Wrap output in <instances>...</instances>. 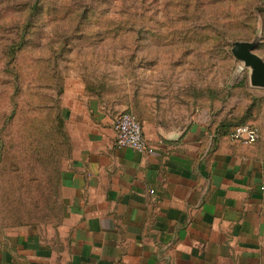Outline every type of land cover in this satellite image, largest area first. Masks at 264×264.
I'll list each match as a JSON object with an SVG mask.
<instances>
[{
	"label": "rangeland",
	"instance_id": "rangeland-1",
	"mask_svg": "<svg viewBox=\"0 0 264 264\" xmlns=\"http://www.w3.org/2000/svg\"><path fill=\"white\" fill-rule=\"evenodd\" d=\"M236 41L264 59V0H0V236L60 212L71 146L53 129L68 80L118 93L129 111L131 92L156 95L157 115L178 125L253 104L264 147V88Z\"/></svg>",
	"mask_w": 264,
	"mask_h": 264
},
{
	"label": "crops",
	"instance_id": "crops-1",
	"mask_svg": "<svg viewBox=\"0 0 264 264\" xmlns=\"http://www.w3.org/2000/svg\"><path fill=\"white\" fill-rule=\"evenodd\" d=\"M121 99L68 80L60 218L6 231L0 264H264L262 140L218 135L199 109L178 125L156 95L131 92L133 111ZM126 111L153 151L116 145Z\"/></svg>",
	"mask_w": 264,
	"mask_h": 264
},
{
	"label": "built area",
	"instance_id": "built-area-1",
	"mask_svg": "<svg viewBox=\"0 0 264 264\" xmlns=\"http://www.w3.org/2000/svg\"><path fill=\"white\" fill-rule=\"evenodd\" d=\"M116 145L129 147L138 152L153 151L144 136L142 124L131 112L120 113L114 122ZM261 132L257 126L240 125L236 127L230 137L234 141L244 144H253L259 140Z\"/></svg>",
	"mask_w": 264,
	"mask_h": 264
},
{
	"label": "water",
	"instance_id": "water-1",
	"mask_svg": "<svg viewBox=\"0 0 264 264\" xmlns=\"http://www.w3.org/2000/svg\"><path fill=\"white\" fill-rule=\"evenodd\" d=\"M254 44L248 41H236L232 52L236 59L251 68V85L264 88V59L253 51Z\"/></svg>",
	"mask_w": 264,
	"mask_h": 264
},
{
	"label": "trees",
	"instance_id": "trees-1",
	"mask_svg": "<svg viewBox=\"0 0 264 264\" xmlns=\"http://www.w3.org/2000/svg\"><path fill=\"white\" fill-rule=\"evenodd\" d=\"M61 95H63V93H64V89L62 88V90H61ZM59 102H60V105H59V107H58V121H57V126H56V128L55 129H53L54 130V132L55 133H57L58 135H59V137L61 138V139H64L66 142H68L69 143V137H68V134H67V132H66V130H65V120H64V116H62L63 114V112H62V107H61V102H62V97L60 98V100H59ZM252 105L253 104H251L249 107H248V109L246 110V112H245V114H244V116L242 117V118H239V119H236V120H228V121H222V122H219L218 123V125H217V127H216V131H215V133L216 134H218V135H227V136H229L230 137V135H231V133H232V131L236 128V127H238V126H240V125H246V124H249V125H253V124H251V123H247V121L249 120V115H248V113L249 112H251V110H252ZM139 120V119H138ZM236 121V122H235ZM253 126H255V125H253ZM231 138V137H230ZM260 139V138H259ZM259 141V140H258ZM257 141V142H258ZM257 142H255V143H257ZM68 143H66V144H68ZM60 180H61V176H60ZM58 192H59V194H60V189L58 188ZM60 213H61V208H60V212H58V215H57V217H54V218H52V220H50V222L49 223H51V222H55L56 220H58L59 218H60Z\"/></svg>",
	"mask_w": 264,
	"mask_h": 264
}]
</instances>
